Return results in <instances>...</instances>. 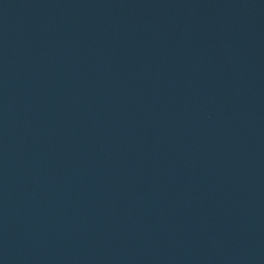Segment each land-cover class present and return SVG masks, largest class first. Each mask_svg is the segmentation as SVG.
<instances>
[{"label":"water","instance_id":"1","mask_svg":"<svg viewBox=\"0 0 264 264\" xmlns=\"http://www.w3.org/2000/svg\"><path fill=\"white\" fill-rule=\"evenodd\" d=\"M0 70L75 264H264V0H0Z\"/></svg>","mask_w":264,"mask_h":264}]
</instances>
